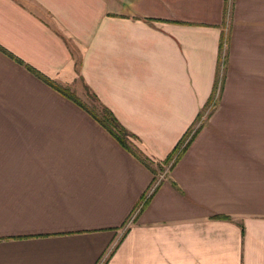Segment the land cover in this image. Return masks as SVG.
<instances>
[{"label": "crops", "instance_id": "0c3cea01", "mask_svg": "<svg viewBox=\"0 0 264 264\" xmlns=\"http://www.w3.org/2000/svg\"><path fill=\"white\" fill-rule=\"evenodd\" d=\"M221 39L217 105L152 193L26 69L78 80L161 161L210 96ZM262 100L264 0H0V264H264Z\"/></svg>", "mask_w": 264, "mask_h": 264}, {"label": "trees", "instance_id": "16d2710c", "mask_svg": "<svg viewBox=\"0 0 264 264\" xmlns=\"http://www.w3.org/2000/svg\"><path fill=\"white\" fill-rule=\"evenodd\" d=\"M225 42V41H224ZM222 47H223V40H220L219 43V49H218V63L214 75V80L211 88V93L207 101L205 102L203 108L197 113V116L192 124V126L185 132V134L179 139V141L176 143L172 151L161 161H155L151 158H148L145 156L134 144L136 142V138L134 135L129 133L125 128H123L119 122L115 119V117L112 115V113L105 108L103 105H101L96 97L90 92V90L83 85V90L85 94L90 98L91 104L89 106L82 103L79 98L75 96L73 92H71L68 88H64L61 86L56 85L52 81H49L48 79L41 76L39 73L34 71L33 69L27 67L26 69L36 78H38L41 82H43L45 85L59 93L61 96H63L65 99L71 101L73 104H75L77 107H79L81 110H83L88 116H90L103 130H105L109 136L126 152L131 154L143 167H145L152 175V179L150 182L151 184H155L154 188L151 190V193L154 191V189L157 187L159 182L156 181V174L157 172L164 171V168L167 167V170H169L179 159V157L182 155V153L186 150V148L189 146L195 135L198 133V131L201 129L203 124L205 123L207 117L211 114L212 110L216 106L217 98L219 97V94L222 89L223 84V78H224V66H225V57L226 54L224 53L223 56H220L222 53ZM16 61V60H15ZM219 61H220V68L219 70ZM18 62V61H17ZM217 95V97L214 99V96ZM212 106V110L210 113L206 114V116L201 119V116L203 114V111L208 106ZM143 199V198H142ZM145 200L142 202V204L139 206L138 210L142 208V206L145 204ZM137 210V212H138ZM219 218H225L226 217H219ZM109 255V254H108ZM102 262L101 264H103Z\"/></svg>", "mask_w": 264, "mask_h": 264}, {"label": "rangeland", "instance_id": "374dc122", "mask_svg": "<svg viewBox=\"0 0 264 264\" xmlns=\"http://www.w3.org/2000/svg\"><path fill=\"white\" fill-rule=\"evenodd\" d=\"M226 23H228V19H226V21H225V24ZM225 44V42H223V45ZM222 51H223V53H224V46L222 47ZM73 87H74V89H76V90H74L75 92V96L77 97V98H79V100L82 102V103H84L85 105H87V106H89L90 104H91V100H90V98L85 94V92H84V90H83V85L78 81V80H76L75 81V83H74V85H73ZM72 92V91H71ZM217 97V95H215L214 96V99ZM218 99V98H217ZM263 101V100H262ZM217 103V102H216ZM263 103H264V101H263ZM217 105V104H216ZM216 107V106H215ZM215 107H214V109H215ZM213 109V110H214ZM256 109H258L259 110V112H262V113H264V105L263 106H261V107H259V108H254L253 107V113H255L256 112ZM211 110H212V106L210 105V106H208L207 108H205V110L203 111V114H202V116L201 117H205L206 116V114H208V113H210L211 112ZM213 110H212V112H213ZM211 112V113H212ZM163 174H164V171H162V172H157V174H156V176H155V178H156V181H157V179H160V177H162L163 176ZM156 184V183H155Z\"/></svg>", "mask_w": 264, "mask_h": 264}, {"label": "built area", "instance_id": "2783aa9c", "mask_svg": "<svg viewBox=\"0 0 264 264\" xmlns=\"http://www.w3.org/2000/svg\"><path fill=\"white\" fill-rule=\"evenodd\" d=\"M138 208H139V206H138ZM138 210V209H137Z\"/></svg>", "mask_w": 264, "mask_h": 264}]
</instances>
